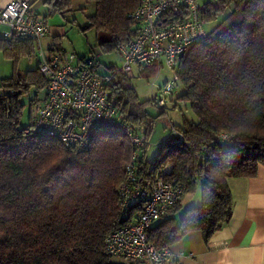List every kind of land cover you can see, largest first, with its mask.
<instances>
[{"label":"trees","instance_id":"trees-1","mask_svg":"<svg viewBox=\"0 0 264 264\" xmlns=\"http://www.w3.org/2000/svg\"><path fill=\"white\" fill-rule=\"evenodd\" d=\"M90 1L95 4L90 25L108 35L98 41L101 52L117 51L136 36L129 14L139 0ZM42 4L43 18L65 17L73 0ZM200 13L205 22L216 23L178 61L183 85L178 98L195 118L173 124L181 142L162 154L163 162L173 165L171 178L185 189L179 202L146 230L158 249L189 231H200L208 241L230 220L229 180L254 177L264 166V0L206 2ZM36 47L31 38L0 36V51L15 66L35 55ZM49 49L63 52L56 42ZM113 69L107 74L109 99L122 123L144 125L148 139L153 101H140L128 75ZM46 84L38 66L0 79V264H120L107 255L105 241L140 210L133 204L124 215L119 205L129 140L123 131L107 127L93 135L87 149L76 150L52 136L24 133L22 97L30 88L44 93ZM221 133L230 138L221 140ZM146 147L140 175L146 173ZM197 182L200 203L176 217L184 194L194 191Z\"/></svg>","mask_w":264,"mask_h":264},{"label":"built area","instance_id":"built-area-1","mask_svg":"<svg viewBox=\"0 0 264 264\" xmlns=\"http://www.w3.org/2000/svg\"><path fill=\"white\" fill-rule=\"evenodd\" d=\"M31 0H9L0 8V36L31 38L40 58L38 70L46 80L42 102L24 133L47 135L59 139L76 150L87 149L95 133L107 127L123 131L131 151L124 167V179L118 188L121 212L140 205L127 223L112 231L105 241V251L111 259L124 258L147 264H176V254L169 247L158 249L146 238L147 228L163 218L181 199L182 183L171 178L173 165L163 162L167 146L181 142L180 133L170 123L167 135L157 144V155L146 173L140 175L143 148L147 144L144 125L122 123L117 108L109 99V75L96 71L99 54L80 58L66 51H43L41 40L49 31L47 20L31 10ZM135 22L136 36L120 44L117 52L121 65L113 72H130L132 67L142 71L150 66H166L173 78L159 86L155 102L167 105L179 80L176 73L179 58L188 47L207 35L198 0H139L129 14ZM221 140L230 138L221 133Z\"/></svg>","mask_w":264,"mask_h":264},{"label":"rangeland","instance_id":"rangeland-1","mask_svg":"<svg viewBox=\"0 0 264 264\" xmlns=\"http://www.w3.org/2000/svg\"><path fill=\"white\" fill-rule=\"evenodd\" d=\"M217 0H198L200 6L206 2H216ZM40 13H44V7H40ZM35 10V8H34ZM95 4L90 0H73L72 8L65 14V17L55 14L48 17L46 20L49 22L52 31L49 32L48 41L50 43H57V47L60 50L66 51L67 53H75L78 57H91L95 54H99V65L96 67V71L100 75L111 74L112 68L121 65V58L117 51L101 52L98 46L100 39L108 37L107 33L103 30H98L94 26L90 25L89 16L94 14ZM58 19L55 22V19ZM47 22V23H48ZM216 22H206L205 29L209 32L215 25ZM60 35L57 40L53 36ZM42 43V40H41ZM43 48V44H41ZM38 47H36V50ZM38 51V50H37ZM2 54V52L0 51ZM2 56L6 58L3 54ZM32 63L34 66L37 63V56L33 55ZM8 59V58H7ZM24 62H29L28 58L23 59ZM130 78V83L136 91L138 99L152 100L153 105L148 108L149 113L154 116L153 127L149 138L147 139V152L145 160L150 168L156 155L157 149L156 144L167 135L168 126L170 123L181 126L183 119L187 118L192 120L195 118L194 113L188 107L186 101L178 98L183 91V85L178 80L174 86V92L169 97L167 108L158 109L154 104V95L158 90L159 86L164 85L167 81L172 80L173 70L166 66L157 67L154 71H139L136 67H132L130 72L126 73ZM43 90H37L30 88L29 91L22 97L24 103V109L20 118V124L24 125L29 122L30 117L34 115L37 108L43 99ZM33 98L37 99L33 101ZM201 201V189L197 182L194 191L187 192L184 194L180 210L177 212V217L181 216L186 207L190 205H196ZM114 260H117L114 258ZM126 264H133L129 259H124Z\"/></svg>","mask_w":264,"mask_h":264},{"label":"crops","instance_id":"crops-1","mask_svg":"<svg viewBox=\"0 0 264 264\" xmlns=\"http://www.w3.org/2000/svg\"><path fill=\"white\" fill-rule=\"evenodd\" d=\"M8 1L0 0V8ZM30 5L35 14H45V10L44 13L39 12L41 5L44 7L42 0H31ZM58 19L54 21L57 22ZM51 31L49 26V31L40 42L46 55L51 53L49 48L52 43L46 38ZM31 57H27L29 62L24 64L25 57H22L15 66L0 53V79L11 77L15 70L24 74L26 70L36 68L40 58L37 56L34 66ZM156 68L157 66H150L142 71H154ZM229 185L233 196L230 220L208 241L203 240L200 231H189L171 244L169 248L176 254V264H264V166H258L254 177L231 178ZM115 261L126 264L122 258ZM132 263L147 264L136 261Z\"/></svg>","mask_w":264,"mask_h":264},{"label":"water","instance_id":"water-1","mask_svg":"<svg viewBox=\"0 0 264 264\" xmlns=\"http://www.w3.org/2000/svg\"><path fill=\"white\" fill-rule=\"evenodd\" d=\"M154 104L156 105V108H158V109H165V108H167L166 105H162V106H160V105H158L155 101H154ZM199 159H201V156L199 157Z\"/></svg>","mask_w":264,"mask_h":264}]
</instances>
